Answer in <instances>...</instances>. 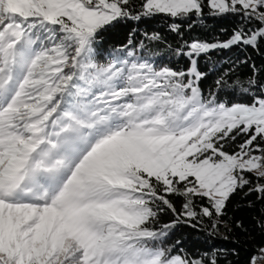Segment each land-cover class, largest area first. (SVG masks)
Instances as JSON below:
<instances>
[{
	"label": "snow or ice",
	"instance_id": "snow-or-ice-1",
	"mask_svg": "<svg viewBox=\"0 0 264 264\" xmlns=\"http://www.w3.org/2000/svg\"><path fill=\"white\" fill-rule=\"evenodd\" d=\"M236 195L264 236V0H0V264H239Z\"/></svg>",
	"mask_w": 264,
	"mask_h": 264
},
{
	"label": "trees",
	"instance_id": "trees-1",
	"mask_svg": "<svg viewBox=\"0 0 264 264\" xmlns=\"http://www.w3.org/2000/svg\"><path fill=\"white\" fill-rule=\"evenodd\" d=\"M127 29H120L118 32L113 33L109 36L110 43H120L126 39ZM152 49L154 51L160 52L162 55L167 54V49L165 45H153ZM257 63H260L259 58H257ZM245 202L241 200L239 195L233 196L226 209V215L223 217L224 221L227 223L228 227L232 229L229 233L226 231L225 227L221 226L220 235H229L230 239H235L238 241L237 244L225 243L223 241L217 240L214 243L218 247L231 249L236 247L240 251L239 264H246V259L250 257L253 252V246L261 244L264 241V236H262L258 230L253 226V212L246 207L241 205ZM164 219H167L165 217ZM236 220H243L245 227L248 229L245 232L242 229L236 228L234 226ZM181 240L185 247L196 248V247H206L202 243L204 237L202 233L192 230L191 228H180L177 229L176 233L171 237L168 243H175L176 240ZM229 259L235 261L237 257L229 256ZM221 264H227V261L221 260Z\"/></svg>",
	"mask_w": 264,
	"mask_h": 264
},
{
	"label": "rangeland",
	"instance_id": "rangeland-1",
	"mask_svg": "<svg viewBox=\"0 0 264 264\" xmlns=\"http://www.w3.org/2000/svg\"><path fill=\"white\" fill-rule=\"evenodd\" d=\"M259 264H264V261H259Z\"/></svg>",
	"mask_w": 264,
	"mask_h": 264
}]
</instances>
